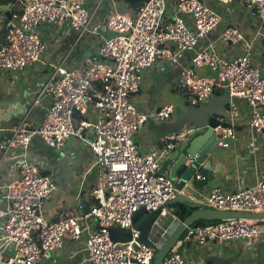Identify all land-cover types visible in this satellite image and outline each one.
Here are the masks:
<instances>
[{
  "label": "built area",
  "instance_id": "2783aa9c",
  "mask_svg": "<svg viewBox=\"0 0 264 264\" xmlns=\"http://www.w3.org/2000/svg\"><path fill=\"white\" fill-rule=\"evenodd\" d=\"M14 1L23 12L12 14L6 25V43L0 44V71H22L43 60L48 50L39 33L43 25L71 27L78 32V42L91 36L96 54L77 61H68L67 55L61 63L44 62L50 70L48 80L12 137L0 145L3 159L12 150L20 152L16 164L9 167L4 195L7 209L0 249L13 252L6 264H41L64 248L66 238L84 243L86 264H153L156 253L139 242L141 233L133 217L141 208L154 212L176 198L178 187L170 178L159 175V168L178 142L196 135L201 128L189 125L168 136L158 152L142 153L135 142L136 133L149 119L167 121L174 113L172 104L149 113L139 110L134 98L140 92L143 75L152 69L165 72L180 55L196 52L191 66L182 68L180 82L192 108L203 106L217 90H225L229 120L226 127L220 125L214 130L222 135L219 146L226 147L223 140L236 136L239 101L250 108L249 127L264 134V74L252 62L256 46L246 43L242 53L229 61L222 60L214 47L197 52L200 40L222 20L204 0H178L171 11L169 0H148L135 14L119 11L115 0H96L93 10L87 7L88 0ZM105 1L108 8L98 21V9ZM214 1L231 6L237 0ZM239 1L252 17L264 23V0ZM259 38L264 39V31ZM221 40L238 44L245 38L231 27L222 33ZM204 68L211 75L197 72ZM46 97L51 98L46 117L31 127L28 118ZM89 106L96 111L95 121L86 118ZM34 139L55 151H63L75 139L92 151L100 173L93 192L95 204L87 214L56 222L45 217L44 204L58 192V185L46 172V165L30 159ZM206 202L214 210L264 212V176L254 186L234 193L216 187ZM109 227L130 232V241L115 242ZM263 234L264 220L192 225L163 264H188L184 255L192 244L203 247L233 239L250 241Z\"/></svg>",
  "mask_w": 264,
  "mask_h": 264
},
{
  "label": "crops",
  "instance_id": "0c3cea01",
  "mask_svg": "<svg viewBox=\"0 0 264 264\" xmlns=\"http://www.w3.org/2000/svg\"><path fill=\"white\" fill-rule=\"evenodd\" d=\"M204 1L216 10L222 20L214 31L200 40L197 52L210 51L214 47L222 60L229 61L242 53L246 43L253 42L256 51L252 62L264 74V39H258L259 33L264 31V23L258 17H252L247 12L244 3L239 0L231 6H222L214 0ZM115 2L117 3L116 0ZM174 3L169 0L170 11ZM96 4V0H88L87 7L93 10ZM102 4L95 18L98 21L103 18L108 8L106 1ZM10 6V10H12V5ZM128 13L135 14L132 10H129ZM2 17L0 15L1 29L4 27ZM185 17L188 24L192 26L191 18L187 15ZM231 27L237 28L245 40L238 44L223 43L221 35ZM39 33L48 46L41 62L28 66L22 71H0V139L2 143L12 137L13 130L17 127L19 120L28 112L32 101L36 99L48 80L50 74V70L46 66L48 62L49 64L51 62L61 63L67 55H69L68 61H77L96 54L94 39L87 35L78 42V32L71 27L55 28L43 25L39 28ZM195 53L180 55L178 62L170 65L165 72L152 69L144 73L140 92L134 98L135 104L141 112L149 113L160 106L171 104L159 102L157 95H161L163 90H170L177 82L179 85L181 70L191 66V59ZM197 72L200 75H211L207 68L197 69ZM177 88L175 87L174 90H178ZM179 89L187 94L182 87ZM224 95H226L225 90L217 91L213 97H223ZM227 101L221 107L225 116H216L224 124L229 120ZM50 105L51 98L46 97L34 107L28 118L31 127L43 122ZM238 105L241 114L236 120L234 143L226 147L218 146L209 158L213 168L216 169L215 179L207 183V189H199L195 187V184L194 186L190 184L188 189L184 193L182 192L187 197L183 203L192 211L211 209L207 205L206 197L216 187L226 193H234L241 188L254 186L256 181L264 176V134L249 127L250 108L241 101L238 102ZM176 120L177 118L173 120V116L167 121L149 119L135 136L140 151L154 153L164 148L165 139L176 133L171 132L172 124ZM189 125L193 124L189 123L185 127ZM182 143L178 142V145L180 146ZM12 151L6 155V159L0 161V235L3 232L4 212L7 209L4 195L8 170L11 165L16 164L17 156L20 154L19 150ZM1 157H3L2 149L0 150ZM29 157L32 161L46 165V172L53 177L58 185V192L44 204L43 212L49 221L56 222L75 217L84 213L83 208L85 211L94 206L93 192L98 183L100 169L88 147L73 139L63 151H55L34 139ZM193 183H196V179ZM172 206L165 208L162 218L155 223L152 239L158 244L164 242L167 236L172 234L181 223L174 215ZM12 255V251L0 249V264H6ZM184 257L188 264H214V262L207 263L212 257L223 260L232 259L230 264H264V234L256 236L250 241L233 239L203 247L192 244L187 248ZM87 258L88 254L83 242L79 243L71 238H66L64 248L47 256L41 264H86Z\"/></svg>",
  "mask_w": 264,
  "mask_h": 264
},
{
  "label": "water",
  "instance_id": "95a60500",
  "mask_svg": "<svg viewBox=\"0 0 264 264\" xmlns=\"http://www.w3.org/2000/svg\"><path fill=\"white\" fill-rule=\"evenodd\" d=\"M0 5L1 10L5 12L8 20L11 21V6L5 5L4 0H0ZM227 100L228 96L226 94L223 97H212L209 101H205L203 106L199 108L188 107L178 114L176 122L172 124L171 132H177L189 123L201 128V130L196 135L185 140L179 147L172 150L159 168L158 174L170 178L178 187L179 192L176 198L167 202L165 207L154 212L148 213L145 208H141L133 217V222L141 233L139 242L148 245L156 253L153 264H163L187 228L195 225L199 221L211 222L236 219L248 221L264 220V212L249 213L201 209L193 211L161 244L156 243L152 239L155 223L162 218L164 209L174 204L183 203L184 199L187 198L183 193L188 189L190 184L191 186L195 184V187L199 189H207V183L215 179L216 169L213 168L209 158L217 150L219 142L222 139V135L216 133L214 129L220 125L223 127L227 126L216 117L225 116L221 107ZM223 142L224 144L232 145L234 139L228 137ZM1 143L2 140L0 139V145ZM2 159L1 157L0 161ZM197 176H200V179H197L196 183H193ZM89 211L90 209L84 211L83 208L84 213L81 214H87ZM108 231L115 242L126 243L131 239L130 232L119 227H109ZM210 262H214V264H230L232 259L223 260L212 257L207 263Z\"/></svg>",
  "mask_w": 264,
  "mask_h": 264
},
{
  "label": "trees",
  "instance_id": "16d2710c",
  "mask_svg": "<svg viewBox=\"0 0 264 264\" xmlns=\"http://www.w3.org/2000/svg\"><path fill=\"white\" fill-rule=\"evenodd\" d=\"M116 1L119 4L126 5L127 10H132L133 12H136L148 0H116ZM172 1L173 2H177L178 0H172ZM5 4L6 5H12L11 14H16V13H18V14L20 13L21 14L23 12L22 9L19 8L18 5H16L14 0H5ZM0 15L3 16L2 20L4 22V27L2 29L0 28V44H5L6 43V25L8 24L9 20H8V16H5V13L1 10V8H0ZM179 87L180 88L182 87L181 86V82L178 85V88H177L178 90H179ZM184 91L186 92V90H184ZM217 91H222L223 92L224 89L223 90H217ZM217 91H216V93H217ZM185 95H186L187 98L189 97L188 94H185ZM187 107H190L189 102H187ZM172 207H173L174 215L179 219L180 222L185 221L193 212L185 203L174 204ZM216 222H218V221H211V222L199 221L195 225L205 226V225L213 224V223H216Z\"/></svg>",
  "mask_w": 264,
  "mask_h": 264
},
{
  "label": "rangeland",
  "instance_id": "374dc122",
  "mask_svg": "<svg viewBox=\"0 0 264 264\" xmlns=\"http://www.w3.org/2000/svg\"><path fill=\"white\" fill-rule=\"evenodd\" d=\"M117 8H118V10H120L121 12H124V13H127L129 11L126 8V5H123V4L117 3ZM89 37H91V36H89ZM179 83H180V81H179ZM175 87H178V82L176 83V85L174 87H171L170 90L169 89L163 90V91H161V95H159V94L157 95L159 102L171 103L174 106L173 120L177 118L178 114L181 112V109L187 107V102H188L186 95L183 92H181L180 89L174 90ZM86 118L91 120V121L96 120V118H97L96 111L94 110V108L92 106H89V112H88V115L86 116ZM178 132H181V130H179ZM135 140H136V138H135Z\"/></svg>",
  "mask_w": 264,
  "mask_h": 264
}]
</instances>
